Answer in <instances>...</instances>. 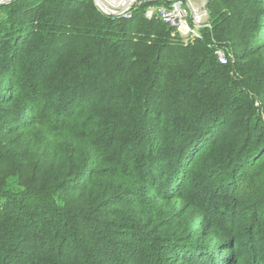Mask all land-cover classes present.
<instances>
[{
    "label": "trees",
    "instance_id": "16d2710c",
    "mask_svg": "<svg viewBox=\"0 0 264 264\" xmlns=\"http://www.w3.org/2000/svg\"><path fill=\"white\" fill-rule=\"evenodd\" d=\"M216 1L188 47L143 9L0 5V264H264V0Z\"/></svg>",
    "mask_w": 264,
    "mask_h": 264
},
{
    "label": "built area",
    "instance_id": "2783aa9c",
    "mask_svg": "<svg viewBox=\"0 0 264 264\" xmlns=\"http://www.w3.org/2000/svg\"><path fill=\"white\" fill-rule=\"evenodd\" d=\"M81 1V0H73ZM97 9L112 21H132L143 9L148 21L158 20L168 26L174 36L185 41L203 40V32L211 30L208 0H93ZM0 4H3L1 2ZM210 48L221 65H227L226 49L214 39Z\"/></svg>",
    "mask_w": 264,
    "mask_h": 264
},
{
    "label": "rangeland",
    "instance_id": "374dc122",
    "mask_svg": "<svg viewBox=\"0 0 264 264\" xmlns=\"http://www.w3.org/2000/svg\"><path fill=\"white\" fill-rule=\"evenodd\" d=\"M5 1V0H4ZM4 1H1L0 0V3L1 2H4ZM221 0H217L216 2L217 3H219ZM223 2H224V4L225 5H227L225 2V0H222ZM237 4H238V6H239V8L241 7V5L243 4V2H244V0H234ZM209 2H210V0H208V4H209ZM223 4V5H224ZM0 5H3V4H0ZM225 5H224V7H225ZM208 9V8H207ZM214 11V10H213ZM208 12H209V10H208ZM215 13H217V14H221V13H224V12H222L221 10H217V11H214ZM209 16H210V14H209ZM158 21V20H157ZM143 35V34H142ZM154 35H151V37H153ZM171 36H172V39H171V42H173L174 44L177 42V43H179V44H181V45H183V46H186V47H188V46H190L191 45V43L192 42H189V41H185L184 39H182L181 37H179V36H175L174 37V35H173V32L171 33ZM59 40V38H56L55 39V41H58ZM36 42H37V40L34 42V44H32L30 47L32 48L35 44H36ZM193 44V43H192ZM225 49H226V55H227V58H228V62H229V60L231 59V57H232V55H231V49H230V47L229 46H227V44L225 45ZM231 51V52H230ZM38 54H39V56H40V52H37ZM38 56V57H39ZM231 56V57H230ZM31 175V172L28 170V171H26V172H24V173H22V178L23 179H25L26 177H29ZM13 182H14V180H12L11 181V184H13ZM71 199H72V201H71V204H73L74 203V201L76 200V195H72L71 196Z\"/></svg>",
    "mask_w": 264,
    "mask_h": 264
},
{
    "label": "water",
    "instance_id": "95a60500",
    "mask_svg": "<svg viewBox=\"0 0 264 264\" xmlns=\"http://www.w3.org/2000/svg\"><path fill=\"white\" fill-rule=\"evenodd\" d=\"M10 1H12V0H5V1L3 2V4L8 3V2H10Z\"/></svg>",
    "mask_w": 264,
    "mask_h": 264
}]
</instances>
